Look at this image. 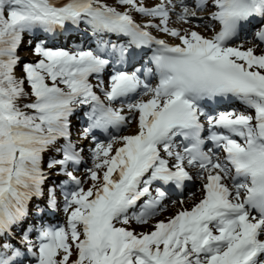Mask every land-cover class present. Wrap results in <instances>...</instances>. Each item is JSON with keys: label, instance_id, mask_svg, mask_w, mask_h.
Listing matches in <instances>:
<instances>
[{"label": "snow or ice", "instance_id": "6c2138e0", "mask_svg": "<svg viewBox=\"0 0 264 264\" xmlns=\"http://www.w3.org/2000/svg\"><path fill=\"white\" fill-rule=\"evenodd\" d=\"M0 264H264V0H0Z\"/></svg>", "mask_w": 264, "mask_h": 264}, {"label": "rangeland", "instance_id": "374dc122", "mask_svg": "<svg viewBox=\"0 0 264 264\" xmlns=\"http://www.w3.org/2000/svg\"><path fill=\"white\" fill-rule=\"evenodd\" d=\"M106 2L108 4L115 5V0H106ZM156 2H157V0H146V3L148 5H152V4L156 3ZM119 10L123 11L124 10V6H120ZM133 15H134V18L137 21H140L142 19V17H140L138 14L133 13ZM173 24H175V18H173ZM182 26L186 27L187 25H182ZM152 31L155 32L156 34L160 35V37H162L163 39H168L169 42H176L174 40V38L166 37L163 33H159L155 29H152ZM205 34L207 35L208 33H205ZM249 39H250V36H249ZM96 40H97V38L94 39L93 44H96ZM84 43H89L88 39H86ZM66 48L71 49L70 46H67ZM20 55L25 56L26 59L29 60V61H32V60L36 59V57L31 55V50L30 49L22 48L21 51H20ZM17 75H20V69L19 68L17 69ZM133 129H134V125L131 126V127H128L127 131L124 132L123 134H129V133H131L133 131ZM83 166L84 167L90 166V161L86 160L85 163L83 164ZM83 171H84V168L81 170L80 173H76V175H78V176L81 175ZM60 179H64V177H60ZM48 183H49V186L52 185V181L51 180ZM88 186H89L88 183H85L84 187L87 188ZM199 186H200L199 183H195L193 185V187L190 188V190L192 192H196L197 199L199 198V193L196 190L199 188ZM71 187H72L71 184H70L69 187H66V188L57 187L56 188V194L57 193L58 194L59 193L64 194V192L70 190ZM184 197H185V200H186V204L184 206L185 207H190L194 203V201L188 197L187 193L184 195ZM179 208H180V205H176L174 207L170 202H167L165 209L161 213H159L158 216L154 217L152 222L154 223L155 220H157V219H165L166 220L175 211H178ZM170 210H171V212H170ZM57 212L59 214L58 216H62V221H63V225H64L66 223V213H64V211H63V205L62 204H61L60 209L57 210ZM133 228H135L137 232H139L141 230H147L146 228H143L142 226H138V225H135V224H133Z\"/></svg>", "mask_w": 264, "mask_h": 264}, {"label": "bare ground", "instance_id": "6f19581e", "mask_svg": "<svg viewBox=\"0 0 264 264\" xmlns=\"http://www.w3.org/2000/svg\"><path fill=\"white\" fill-rule=\"evenodd\" d=\"M58 2H62V0H58ZM78 36H82V35H78ZM174 43V42H173ZM172 210V209H171ZM171 210H170V212H171Z\"/></svg>", "mask_w": 264, "mask_h": 264}, {"label": "trees", "instance_id": "16d2710c", "mask_svg": "<svg viewBox=\"0 0 264 264\" xmlns=\"http://www.w3.org/2000/svg\"><path fill=\"white\" fill-rule=\"evenodd\" d=\"M185 198V197H184Z\"/></svg>", "mask_w": 264, "mask_h": 264}]
</instances>
